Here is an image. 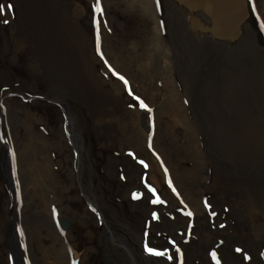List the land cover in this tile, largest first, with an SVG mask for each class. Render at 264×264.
Here are the masks:
<instances>
[{"label":"bare ground","instance_id":"1","mask_svg":"<svg viewBox=\"0 0 264 264\" xmlns=\"http://www.w3.org/2000/svg\"><path fill=\"white\" fill-rule=\"evenodd\" d=\"M96 1L0 0V3L8 2L13 5L11 11H5L4 20L15 21L13 31L18 39L23 38L28 47L33 49L37 57L35 56L31 68L39 74L36 76L46 83V97L56 102L59 107L60 130L53 132V138L49 141L54 158L51 153L50 157L49 155L43 157L44 167L52 176L53 165L58 164L59 178L60 175H64L70 182L78 184L84 199V208L81 213L75 215V219H78L81 225L86 227L90 220L94 222L101 220L104 228L101 253L105 264H114L115 253L124 254L127 261L132 264H154L147 260L144 263L140 259L144 256L137 254L136 249V255L133 254L125 240L115 234L112 224L106 218L105 211L95 202L89 186L82 181L80 175L83 169L82 152L85 149L83 139L87 131L78 130L74 125L75 120L73 114L69 112L67 98L78 97L84 100L85 94L80 95L79 86H86L95 95V103L101 109L107 103L111 105L121 100L131 102L124 94L119 81L106 71L104 77L101 76L95 68V63H102L95 52L90 24ZM199 1L219 9L221 17L212 18L207 12L202 11L204 10L202 7H197L200 5L197 3ZM199 1L189 3L187 0H159V6H157L154 0H102L103 11L112 5L118 8L121 3L120 7L123 6V9L119 7L118 11L135 14L139 18V38L131 42L129 56L125 51L118 52L117 48H110L107 42L108 34L102 32V27L99 30L104 57H108L117 70L127 74L134 90L150 101L154 111H157L159 106L170 103L175 105L176 89L171 78V70L177 69L179 73L185 75L188 79L189 93L186 97L188 101L190 99V107L196 121L195 127L198 129L203 127V120L210 114L207 111L209 106L214 105L211 107L214 111L219 109L216 106L217 93L208 85L209 75L221 71L224 76L229 74L225 66L230 56L235 59L238 57V53H234L239 50L237 42L251 30L250 28L256 29V23L248 14L243 15L240 10L233 8L238 7V4H235L237 0ZM235 15L238 17L233 22ZM211 27L212 30L221 27L220 30L228 34L217 38L213 36L215 33L212 32ZM233 27H239L238 32L236 29L233 30ZM8 30L13 33L10 28ZM160 37L169 39V44L173 46L172 55H169ZM9 45L18 47V42L14 39L6 42L0 53L1 64H3V56L9 52ZM130 58L133 61L129 67H133V70L128 71L126 64ZM157 61L164 71L163 75L157 78L160 86L156 88L154 77L157 74L154 73V68ZM66 67L70 70L65 71ZM0 69L1 77L4 72L1 66ZM98 76L103 80L100 81ZM233 76L235 78L233 98L234 102H237L242 93L239 82L241 77L238 74ZM34 81L37 80L23 84V90L19 92L21 97L31 96L29 87H33ZM170 93L172 94L169 103L166 101ZM10 95V92L4 89L0 91V99H4L0 102V119L2 120L5 117L8 120L9 103L12 101ZM130 111H132L129 112L132 118L130 125L135 130H131L129 138L136 143H142L145 148L144 157L149 160L148 178L157 186L163 185L165 184L164 173L145 147L146 132L143 128L140 130L137 127L140 126V122L147 124L146 113L139 111L138 107L133 109L130 107ZM178 112L180 116L183 113V107L180 104H178ZM29 117L30 112H27L22 120L26 121ZM215 119H217L216 114L213 121ZM99 124L108 126L101 122ZM179 124L180 117L176 114L175 122L173 121L171 127H179ZM161 132L164 140L173 138V133L183 135V151L175 152L178 164H176L177 161L172 162L169 159L170 152L166 147L165 149L159 145L156 138L152 141V147L160 150L170 179L174 185L180 187L179 193L193 209L194 214V226L191 229L186 228L188 218L180 215L176 217L177 219L167 218L170 214L168 212H176L180 205L175 196L170 193L169 188L167 191L162 190L163 194L170 199L171 205L162 209L160 219L149 222V228L157 227L159 224L163 235L169 234V237L175 240V245L170 247V255L174 262H176L174 256L176 248L179 250L176 258L181 257L183 261L181 264H211L208 259L210 249L219 251L220 257L224 260L221 264H264V130H194L190 128V130H161ZM87 137H89L88 134ZM87 147L86 138V150ZM7 150L9 152V144L3 138V144H0V174L3 175L1 176L2 186H6L7 196L4 209L0 210V245L2 246L3 241L5 242V246L3 245L5 254L8 259L11 255L13 256L14 264H31V259L27 255V245L39 233L37 230L40 229L41 221L36 218V209L33 204L28 198L20 196L17 190L19 172L10 162ZM34 151L35 159H40L42 152L40 147L37 146ZM16 158L15 154V160ZM181 158L182 161H179ZM32 160H34L32 157L28 159V161ZM98 165L96 164V167ZM21 167L24 169L22 162L19 161L17 169L20 171ZM137 168L140 172L141 167L137 165ZM137 168L135 167L134 173L132 172L133 182L126 187L128 191L125 190L123 193L125 199L127 196L126 201H130L129 195L132 188H142ZM43 170L46 169L43 168ZM54 199L59 202V215H61L62 207L72 212L69 204H65L60 198ZM52 201L49 202L46 212L48 220L44 224L49 231L50 244L42 248L40 252L44 263L46 259L47 263L71 264L70 253H73V248L69 229L61 227L58 230L55 229L51 208L56 206L52 205L50 208ZM139 202L141 203L137 207L147 220L149 210L154 206L149 204L145 193ZM225 212H227L225 217L230 220L222 217V213ZM130 217L136 223V234L139 237L138 229L143 226L140 223L141 216L133 212ZM61 220L58 221L59 225ZM140 239H142L141 236ZM148 239L155 240L156 236H148ZM238 242L243 244L244 252L235 250ZM58 245L61 248L58 249ZM156 264L161 262L156 261Z\"/></svg>","mask_w":264,"mask_h":264},{"label":"rangeland","instance_id":"2","mask_svg":"<svg viewBox=\"0 0 264 264\" xmlns=\"http://www.w3.org/2000/svg\"><path fill=\"white\" fill-rule=\"evenodd\" d=\"M154 1L156 3V0ZM245 2L247 14L256 23V29L250 28L251 30L237 42L239 50L234 53H238V57L235 59L233 56H230L225 66L226 71L230 72L229 74L224 76L221 71L209 75L208 85L214 88L217 93L218 102L216 106L219 109L214 111L211 108L214 105L207 108L210 114L203 120V127L200 129L195 127L196 121L190 107V99L188 101L186 97L189 96V93L187 89L188 79L185 75L179 73L177 69V71L171 70V78L176 89L175 105L170 103L172 94L170 93L166 101L170 104L159 106V109L154 111V107L150 101L141 93L134 90L132 81L127 74L124 71L117 70L110 59L104 57L101 49L100 28L102 27V32L108 34L107 42L110 48H117L118 52L125 51L126 55L128 54L129 56L131 42L139 38V18L135 14L131 15L118 11L117 9L121 3L118 8L116 5L106 7L102 13L97 12L95 7L93 9V18L90 21L91 31L94 38L96 55L102 62L100 64L95 63V68L98 69L101 76L104 77V72L106 71L119 81L124 94L131 102L121 100L111 105L107 103L101 109L95 103V95L86 86H79L80 95L85 94L84 100L78 97L67 98L69 112L73 114L75 120V123L73 122L74 125L78 130L87 131L83 139L85 149L82 152L83 169L80 175L82 181L89 186L95 202L105 211L106 218L112 224L111 227L115 234L125 240L133 254L136 255V249L137 254L144 256V258H140L144 263L152 261L156 264V261H160L161 264H181L183 262L181 257L176 258V248L174 254L176 262H174L173 258L168 259V256H171L170 247L175 245V240L169 237V234H166L167 236L163 235L159 224L157 227L149 228V222H155L160 219L159 216L163 213L162 209H166V207L171 205L170 199L163 194L162 190L167 191V188H169L170 193L175 196L180 205L176 209V212L169 211L168 213L170 214L167 215V218L173 219L180 215L189 219L186 228L191 229L194 226L193 209L189 207L188 203L179 193L180 187L174 185L170 179L160 150L152 147V141L156 138L157 143L162 145L163 148L166 147L167 151L170 152L169 159L172 162L177 161L176 164H178L175 152L183 151V135L173 133V138H166L164 140L161 130H190V128L194 130H264V31L260 29V23L264 19V0H245ZM253 3L256 5L255 11H253ZM99 4L103 9L102 0H99ZM120 9H123V6ZM4 15L5 13L0 15V53L6 42H10L12 39L18 42V47L9 45V52L2 58L3 64L0 63L4 72L0 77V91L4 89L10 92V97L12 98V101L9 103L10 112L8 120H6V117L3 120L0 119V144H3V138L9 144L10 150L13 153L12 165L19 172L17 174V190L20 196L28 198L33 204L36 209V218L41 221L40 229L37 230V233H39L27 245V255L31 259V264H54L52 262L47 263L46 259L44 263L40 250L50 244V239L48 238L49 231L44 226L48 220L46 212L49 208V202L54 198H60L65 204H69L72 212L66 211L62 207L61 215H59V202L54 199L50 208L52 205L56 207L51 208V216L56 230L59 229V219H62L60 222L62 229H65L62 226L63 223H67L66 229H69L71 247L73 248V253L76 254H70L73 264H105L101 253L103 226H101L99 221L94 222L90 220L85 227L79 223L78 219H75V215L81 213L84 208V199L79 191L78 184L73 181L70 182L64 175H60L61 177L59 178L58 164L53 165L54 172L52 176L47 171V168L44 167L43 157L46 155L50 157V153L52 156L49 144L50 139L53 138L52 133L60 130L58 126L59 107L56 102L46 97V83L40 80L36 76L39 74L31 68L36 56L33 49L31 50L28 47L23 38L18 39L16 33L13 31L16 24L15 21L3 22ZM257 15L260 17L259 20L257 19ZM97 21H99L98 24ZM8 28L13 33L9 32ZM97 37H99V40H97ZM160 38L169 55H172L173 46L169 44V39L165 37ZM132 61V58L127 61L126 67L128 71H131L133 68L129 67ZM69 70L66 67L65 71ZM163 71L164 68L157 61L154 68V73L157 74L154 77L156 88L160 86L157 78L160 77L159 75H163ZM114 73L123 76L128 83L125 84ZM236 74L241 77L239 82L242 86V93L238 101L234 102L233 88L235 78L233 75ZM98 78L100 81L103 80L102 77L98 76ZM31 80H37L34 81L33 87H29L31 89V96H19V92L23 90V84ZM136 97H139L148 106L147 109L140 106V101ZM3 100L0 102H3ZM178 104L183 107L181 116L178 112ZM130 107L132 109L138 107L139 111L146 113L147 124L140 122V126L137 127L140 130L143 128L146 132L145 147L164 173L165 184L163 185L157 186L156 183L148 178L147 169L149 167V160L144 157L145 148L142 146V143H136L129 138L131 130H135L130 125L132 120L129 114V112H132L130 111ZM27 112H30V117L26 121H23L22 119H24V115ZM176 114L180 117V128L171 127L173 121L175 122ZM214 114L217 115V119L213 121ZM99 122L105 123L108 126L101 125ZM87 134L89 137H87ZM86 138L88 140L87 150ZM37 146L42 151L40 159H35L34 150ZM15 154L17 156L16 160ZM31 157L34 160L28 161ZM52 158L54 157L52 156ZM141 160L147 164V167L140 163ZM19 161L22 162L24 167V169L21 167L20 171L17 169ZM179 161H182V158ZM96 164H99L98 167H96ZM137 165L141 167L140 172ZM135 167L140 175V185L142 188H132L129 195L130 201H126L127 196L125 199L123 193L125 190L126 192L128 191L126 189L128 184L133 182L134 176L132 172L134 173ZM43 168L46 170H43ZM169 181H171V186L169 185ZM2 184L0 175V210L4 209V201L7 196V189ZM149 185L155 188V195L149 191ZM144 193L146 194V199L148 198L149 200V204L154 206L149 210L147 220L144 215H141L137 207L141 203L139 200H142ZM133 194H138L140 198L134 199ZM156 196H159L163 202L152 203V200L156 199ZM132 203L136 204L133 205ZM224 210L227 211L226 208ZM133 212L141 216L140 223L144 226H140V229H138L140 233L139 237L136 234V223L130 217ZM189 212L192 215H188ZM153 213L156 214V218H153ZM226 213H222V217L230 220L225 217ZM22 229L24 231L23 227ZM140 236L142 239H140ZM148 236H156V239L149 240ZM145 243L149 244V247H153L159 251L167 250V255L164 257H150L153 255L148 254L144 250ZM2 244L5 246L4 241ZM61 244L63 246L62 242ZM3 245H0V264H9ZM59 248H61L60 245H58ZM237 249L242 250V252L245 251L241 242H238V246L235 247L236 251ZM213 252L216 253L215 259L212 257ZM113 258L114 264H131L122 253H115ZM208 259L211 264H217V260L220 261V264L224 261L216 249L208 251Z\"/></svg>","mask_w":264,"mask_h":264},{"label":"snow or ice","instance_id":"3","mask_svg":"<svg viewBox=\"0 0 264 264\" xmlns=\"http://www.w3.org/2000/svg\"><path fill=\"white\" fill-rule=\"evenodd\" d=\"M156 3H157V6H159V0H156ZM94 7H95V9H96L97 12H101L102 13L103 9L101 8V6L99 4V0H97V3L94 5ZM252 7H253V11H255L256 10L255 3H253ZM12 8H13V5L11 3H8V2L0 3V15L4 14L6 10H11ZM257 19L258 20L260 19L259 15H257ZM3 22L4 23H8V20H4ZM98 23H99V21H97V24ZM260 29L262 31H264V22H261L260 23ZM97 40H99V37H97ZM114 74H116V75L119 76L118 73H114ZM119 79L123 80L125 84L128 83L127 80H125V78L123 76H119ZM136 99L140 101V106L141 107L147 109L148 106L142 100H140L139 97H136ZM140 163L141 164H144V166L147 167V164H145L143 160H141ZM169 185L171 186V181H169ZM148 187H149V191L153 195H155L156 194L155 188H152L150 185ZM173 191H175V189H173ZM133 198L134 199H139L140 197H139L138 194H133ZM162 202L163 201L160 200L159 196H156V199L152 200V203H154V204L162 203ZM152 215H153V218H156V214L155 213H153ZM188 215H192V213L189 212ZM222 227H223V225H222ZM144 250L148 254L153 255V256L164 257V256L167 255V250L159 251V250H157V249H155L153 247H149L147 243H145V245H144ZM177 251H179V250L177 249ZM237 251H240V249H237ZM212 256L215 259L216 258V253L213 252L212 253ZM168 259H172V257L171 256H168ZM217 264H220V261L219 260H217Z\"/></svg>","mask_w":264,"mask_h":264},{"label":"water","instance_id":"4","mask_svg":"<svg viewBox=\"0 0 264 264\" xmlns=\"http://www.w3.org/2000/svg\"><path fill=\"white\" fill-rule=\"evenodd\" d=\"M197 1L199 0H187V2L189 3H196ZM199 3L200 5H197V7H202L203 9H205L211 16L212 18L213 17H216V18H219L221 17V12L219 9H217L216 7L214 6H211L210 4L208 3H205V2H197ZM235 4H238V7H233L235 10H240L242 12V9H243V6H244V0H237L235 2ZM238 16L235 15V18L232 19V21L234 22L236 19H237Z\"/></svg>","mask_w":264,"mask_h":264}]
</instances>
